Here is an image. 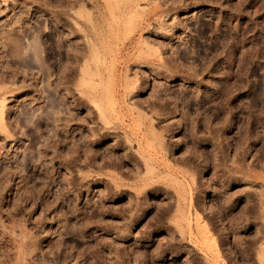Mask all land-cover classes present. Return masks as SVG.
<instances>
[{
  "label": "rangeland",
  "instance_id": "374dc122",
  "mask_svg": "<svg viewBox=\"0 0 264 264\" xmlns=\"http://www.w3.org/2000/svg\"><path fill=\"white\" fill-rule=\"evenodd\" d=\"M2 23L58 43L49 81L83 100L58 120L0 53V264H264V0H0Z\"/></svg>",
  "mask_w": 264,
  "mask_h": 264
},
{
  "label": "bare ground",
  "instance_id": "6f19581e",
  "mask_svg": "<svg viewBox=\"0 0 264 264\" xmlns=\"http://www.w3.org/2000/svg\"><path fill=\"white\" fill-rule=\"evenodd\" d=\"M7 0H4V2H6ZM106 1V0H105ZM100 2V1H99ZM109 3V2H108ZM107 3V4H108ZM100 4V3H99ZM112 4V3H111ZM109 5V8L111 9V7L112 6H110V3L108 4ZM103 6V5H102ZM101 7V6H100ZM104 7V6H103ZM106 7V6H105ZM114 7V6H113ZM129 8V7H128ZM127 10V9H126ZM124 12V11H123ZM92 18V17H91ZM99 18V17H98ZM101 19V18H100ZM93 21V20H92ZM103 21V20H102ZM24 23V22H23ZM84 24V23H83ZM21 25V24H20ZM27 25V24H26ZM6 24H4V23H2V24H0V53H4V54H8V56L10 55V59H8V64L10 63V64H13V66L14 65H17V67H25L26 69H28V70H31L32 68H37V72H39V74H40V78H42V76L44 77V79L46 80V83L45 84H43V85H46V88L45 87H43V89L44 90H42V88L40 89V92L39 93H41V95H44L45 96V94H46V96H47V98H48V103H50V107L52 108V110L54 109V107H56V111H54V115L55 116H57L58 117V120H61V119H59L62 115H63V109L64 108H62L61 106H64V105H62V103L64 102V101H66V100H68V99H73V104L74 105H76V104H78L81 100H83V98L80 96V95H78V94H75V93H73V92H69V91H67V90H64V92L60 95L59 93H58V91H60V90H58L57 89V85L58 84H55L56 86H53V85H51V83H50V75H49V69H47L46 68V65H48L47 64V60H49L51 57V55L52 54H57L58 53V51H59V49H61V47L59 48V44L58 43H53L52 41V39L51 38H48L47 39V41H50L49 43H46L45 41L46 40H44L43 39V37L45 36L44 35V33H43V31L42 30H40V29H38V30H35L36 32L34 33V32H30V29H31V27H30V29L28 30V28L26 29L25 28V26H24V28H21V29H19V28H17V27H13V28H11L10 29V26H9V28L7 29L6 28ZM18 26V25H17ZM11 27H12V25H11ZM19 27V26H18ZM22 27V26H21ZM18 29V30H17ZM29 31V32H28ZM29 35H31V36H29ZM93 36V35H92ZM91 36V37H92ZM28 37H30L29 39H28ZM45 38V37H44ZM92 51V50H91ZM54 56V55H53ZM50 57V58H49ZM86 56H83V54H76V55H74V60L75 61H78L79 62V60H81V59H83V58H85ZM8 58V57H7ZM49 62V61H48ZM7 64V65H8ZM10 66V65H9ZM16 67V68H17ZM49 67V66H48ZM87 69V68H86ZM91 69V68H90ZM93 70V69H92ZM92 70H88L87 69V74H89L90 72H92ZM10 75L12 76V78H14L15 79V77L18 75L17 74V72L15 71H10ZM84 74L83 75H85L86 73H85V70H84V72H83ZM25 74V73H24ZM87 74L85 75V77L84 78H86L87 77ZM5 75H6V73H5ZM9 76V75H8ZM89 76V75H88ZM7 77V76H6ZM23 77V81H22V83L21 84H23L24 86H25V83H26V80H27V76L26 75H24V76H22ZM10 78V77H9ZM8 78V79H9ZM83 78V79H84ZM7 79V80H8ZM6 80V78L3 76V77H1L0 76V83H3V82H6L7 81ZM13 80V79H12ZM41 80V79H40ZM9 81H11L10 79H9ZM15 81V80H14ZM14 81H12V82H14ZM41 83H44V82H41ZM21 86V85H20ZM20 86H18V87H20ZM29 87L30 85H26V87ZM17 88V87H16ZM15 88V89H16ZM13 91H14V89H12L11 87H7V86H3V87H0V131L1 132H3V133H5V132H8V130H6V129H8L7 127H8V124H6L4 121H5V118H6V115H7V112L9 111V110H6L5 108H6V96L4 97V95L5 94H9V93H13ZM39 91V90H38ZM62 91H63V89H62ZM90 92V91H89ZM44 93V94H43ZM81 93V92H80ZM87 93H88V91H87ZM85 94H86V92H85ZM92 94V93H91ZM91 94H87V95H83V96H86L85 98L87 99V100H91ZM9 96H10V94H9ZM96 95H93V99H94V97H95ZM46 98V99H47ZM59 99H60V101H59ZM68 107V106H67ZM24 111H25V109H24ZM48 111H50V110H48ZM53 112V111H52ZM26 113V112H25ZM52 114V113H51ZM50 115V114H49ZM61 115V116H60ZM72 115V114H71ZM53 116V115H52ZM51 116V117H52ZM54 116V117H55ZM60 116V117H59ZM45 117H47L46 115H45ZM48 118V121H49V116L47 117ZM52 119H54V118H52ZM56 119V118H55ZM31 120H32V117H31ZM30 120V121H31ZM37 120V119H36ZM36 120H34L33 122H30V124H31V126L32 127H34V128H36L37 129V131H39L40 132V123H36L35 121ZM27 121V120H26ZM51 121V120H50ZM49 121V122H50ZM56 122H57V120H55ZM29 122V121H28ZM56 122H55V124H56ZM27 123V122H26ZM51 123H52V121H51ZM58 123H59V121H58ZM29 124V125H30ZM54 124V125H55ZM57 126V125H56ZM55 126V127H56ZM58 127H60L59 125L57 126V128ZM101 127V126H100ZM56 128V129H57ZM56 131V130H55ZM54 131V132H55ZM51 132H52V130H51ZM53 133V132H52ZM109 133V132H108ZM7 134V133H6ZM56 134H57V132H56ZM55 134V135H56ZM112 134V133H111ZM31 134H29V136H30ZM110 135V134H109ZM111 136V135H110ZM9 137V136H8ZM32 137H33V135H32ZM108 137V134L107 133H103V134H99V138L98 137H96V138H98V139H96V140H86L87 142H88V145L89 146H93V147H95V146H97V144L101 141V140H103V139H106ZM133 138V137H132ZM95 139V138H94ZM126 139H128V138H126ZM121 141H123V140H121ZM120 141V142H121ZM128 141V140H127ZM86 142V143H87ZM119 142V143H120ZM124 142H126V141H124ZM123 142V143H124ZM121 145H122V143H120ZM125 144V143H124ZM117 145H118V143H117ZM128 145V144H127ZM129 146H131V145H129ZM117 147H119V146H117ZM123 147V146H122ZM164 147H166V146H164ZM124 148V147H123ZM89 149V148H88ZM93 150V149H92ZM28 151V150H27ZM40 152V151H39ZM90 153V152H89ZM92 153V152H91ZM39 154V153H38ZM38 154H36L35 153V155H37L38 156ZM42 155V153L40 154V156ZM91 155V154H90ZM88 156V155H84L83 157L85 158L86 157V159L84 160L83 159V161H80V160H78V158H77V160H78V163H79V167L82 169V168H87V170H88V166L89 165H91L90 164V158H91V156ZM95 155V154H94ZM23 156V155H22ZM30 156V155H29ZM36 156V157H37ZM130 156V155H129ZM128 156V157H129ZM25 157V156H24ZM28 157V156H27ZM34 157V156H33ZM93 157H95V156H93ZM127 157V156H126ZM132 157V156H131ZM38 159H39V157H37ZM37 158H35V159H37ZM80 158V157H79ZM155 158V157H154ZM22 159V158H21ZM31 159H33V158H31ZM80 159H82V157L80 158ZM133 159H134V161L136 162V164L135 165H140L141 163H140V161H139V158L137 159L136 157H134L133 156ZM157 159V158H156ZM156 159H154L153 160V158L151 159V162H154L153 164L155 165V163H156ZM77 160H76V162H77ZM144 161H146V160H144ZM143 161V162H144ZM158 161V160H157ZM91 162H95V160L94 161H92V158H91ZM182 162V161H181ZM73 163H75V162H73ZM77 163V164H78ZM93 164H95V163H93ZM147 164V163H146ZM145 164V165H146ZM156 164H158V163H156ZM90 167H92V165L90 166ZM89 167V168H90ZM89 171V170H88ZM83 177H84V175H83ZM86 177V176H85ZM80 178V177H79ZM80 180V179H79ZM82 180V179H81ZM83 180H84V178H83ZM121 181V180H120ZM145 182H147V181H145ZM79 183V182H78ZM83 183V182H82ZM137 183V182H136ZM146 184V183H145ZM79 185V184H78ZM148 187V186H147ZM192 201V200H191ZM249 203V202H248ZM254 212V211H253ZM253 215V214H252ZM246 216V215H245ZM235 219V218H234ZM256 219V218H255ZM244 220V219H243ZM250 220V219H249ZM237 222V221H236ZM238 223H239V221H238ZM205 227V239L207 240V243L205 244L206 246H207V249L209 248V249H211V248H215V250L217 251V241L212 237V235H211V233H210V229L207 227V226H204ZM242 228V227H241ZM222 242V241H221ZM252 249V248H251ZM220 250V249H219ZM210 252V251H209ZM222 252V251H221ZM224 253V252H223ZM247 253V252H246ZM217 254H218V252H217ZM219 256V255H218ZM215 258V257H214ZM216 259H218V258H216ZM260 260V259H259ZM217 263V262H216ZM233 264V263H232Z\"/></svg>",
  "mask_w": 264,
  "mask_h": 264
}]
</instances>
